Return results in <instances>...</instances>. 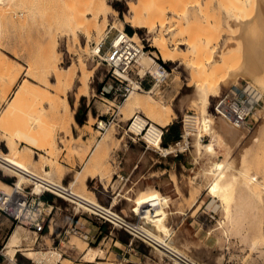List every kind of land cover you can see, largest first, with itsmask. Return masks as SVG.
Segmentation results:
<instances>
[{"label": "rangeland", "instance_id": "obj_1", "mask_svg": "<svg viewBox=\"0 0 264 264\" xmlns=\"http://www.w3.org/2000/svg\"><path fill=\"white\" fill-rule=\"evenodd\" d=\"M8 1L0 0L2 6L3 4L9 5L7 8L0 5V65L4 60L2 58L6 57L10 58L14 65L12 69L0 66V155L8 154L5 144L1 141L13 136V140L17 142L19 151H23V155L28 151L27 149H30L32 161L38 160V164L29 167L30 171L46 177L43 167L48 165L52 167L55 176H52L51 180L58 185L68 187L69 181L80 170L83 171L82 179H86L89 174L100 175L103 182L104 179L106 180V187L95 179L93 182L77 184L72 191L94 203L99 201L106 207L112 204L118 211H125L127 203L123 197L117 196L118 191H121V195L126 198L135 197L138 190L140 194L146 191L150 195V188L155 189L147 184L150 180L142 179L141 182L138 180L145 173L147 177L150 175L147 174L149 164L161 156L154 152L151 155V151L146 152L143 140L131 136L128 131L129 120L136 114H140L146 117L151 124L154 123L164 128L161 118L153 116L148 111L139 112L134 106L129 105L130 98L135 95L145 102L148 96L143 91L135 92L126 102L122 100L120 103L114 102L111 97L101 96L100 92L103 88L110 90L113 81L107 67L99 63L98 59L93 58L91 51L96 44L98 46L102 40L106 39L108 31H111L109 34V40H111L117 31L120 32L121 28H124L126 32L132 30L131 35L136 34L140 40L137 43L144 45L145 51L151 57H156V61L165 65L171 75L166 84L159 86L158 94L153 97L158 104L163 103L165 109L171 107L175 111L173 123L165 128L169 135L172 133L169 131L171 126H174L173 131L181 135L183 121L187 114L202 117L201 106L189 100L202 76L198 75L195 79L191 77L190 71L192 70H187L180 63L174 64L160 59L158 51L151 47L152 34L147 30L135 29L125 23L127 16L131 15L129 5L131 3L139 5L138 0H107L117 15L112 12L108 22L100 20L98 25L100 34L94 31L90 39L79 34L81 45L88 54L79 51L73 33L64 31L60 18L62 16L52 15L51 11H54L50 10L51 7L49 8L48 5L46 8L47 3L40 4L38 0L40 4L38 7L30 1L10 0L9 4ZM198 2L203 4L202 7L197 6ZM163 5L167 10V27L170 23L175 27L173 30L175 32L164 33L165 38H169V43L174 34L179 32L178 35H180L186 29L183 33L191 38L194 37V40L203 39L206 40L205 42L207 39L211 40L213 50L209 53V57L214 55V51L225 48L228 51L230 48L228 54L231 65L237 72H241L244 68L245 56L248 55L246 54L248 51L246 37L250 36L248 39H252L251 36L253 38L264 36V10L259 8V0H172L171 4L168 1L166 5L165 2ZM184 9L187 12L186 16L181 15ZM250 21L251 24L256 23L255 31L252 29L253 32L251 27L247 25V29L245 26L246 22L248 24ZM178 23L181 24V28ZM177 24L178 27H176ZM55 45H57L60 60L59 67L77 68L78 87L82 71L80 59L89 69L92 66L96 67L87 97H81L79 101H75L72 93L67 91L71 104L68 121L71 122V117L75 121L70 123V132L63 125H59V122L55 123L57 119H53V111L47 103V95L42 83L43 77L40 69L42 58L48 50L54 51ZM170 48H173L172 44ZM180 49L187 50L184 46ZM202 58L203 64L209 65L205 55ZM31 64L34 65L32 69L29 68ZM139 69L136 67L135 71ZM209 69H211L210 65L206 70ZM29 70L30 75L25 76ZM241 78L239 76L237 87L246 91L248 87L246 83L249 82L257 89L253 97L260 102L256 116L247 122L246 130L242 129L244 142L241 149L234 148L226 137L215 130L213 135L204 138L203 144L201 143V145H211L214 149L213 154L199 149L200 141L194 140L192 141L193 150L190 145L186 152L178 153V155L174 153L164 156L162 154L161 158L165 165L161 166L170 170L174 184L170 181L169 175L157 178L156 188L162 193L160 198H165L167 205L162 212L143 220L140 225V228L157 238L164 239L165 243L180 251V254L189 257L196 264H264V74L251 81H244ZM21 85L28 86L30 91L27 96L25 94V97L18 98L17 96L22 92L17 94L21 90ZM228 89L231 88H221L219 94L210 98L209 115H211V109L214 114L213 102ZM144 91L150 90L147 88ZM246 93L249 94L247 91ZM63 98L65 97L62 94L57 102L60 108L64 107ZM10 104H13V110L8 117H5ZM102 120L106 121L107 127L111 126L107 132L97 128ZM25 135L31 138L32 145L22 141ZM193 137L198 139L199 135L196 133ZM99 141L102 145L97 147ZM174 144L171 145L174 146ZM191 150L194 156L190 154ZM21 154L22 152L17 158L14 156L13 159L12 156L8 158L15 159L14 162L18 165H23ZM123 166H139V169L130 179L120 173V168ZM217 167L222 170L219 174L215 173ZM13 175L15 174L0 167V182L9 185L17 182ZM120 175L125 177L123 181L118 178ZM126 178H129V181H126ZM18 181L22 189H34L31 183L26 185L24 180L20 181L19 177ZM216 181L233 183L230 189L233 194V200L230 202L233 208L230 207L231 213H227V208L221 199L226 189L221 190L217 196L211 194L213 183ZM200 197L202 204L200 202L199 207ZM51 199L50 204L54 206L51 231L46 227L43 233L34 235L29 230L21 229L29 237L31 236L29 238L31 241L25 243L31 249L42 252L59 246L64 259L69 261L63 260V264H175L165 258L160 250H154L153 247L135 239L124 230H115L113 235L106 240L101 238L92 243L72 233L65 237V231L71 222H76L81 214L75 215L76 205L54 195H51ZM151 200L153 199L147 201ZM195 207L197 208L193 210ZM137 210L138 205L134 211L130 206L132 213H136ZM84 216L90 215L84 214ZM130 218L137 219L134 215ZM15 229V224H12L5 215L0 214V252L3 251ZM110 232H113V228L106 225L105 233ZM124 244L128 247H124ZM81 246L83 249L80 252L76 247ZM90 249L103 250L104 259L96 263H86L83 258ZM30 263L32 262L23 255V252L17 254L16 264ZM0 264H7L2 253H0Z\"/></svg>", "mask_w": 264, "mask_h": 264}, {"label": "bare ground", "instance_id": "obj_2", "mask_svg": "<svg viewBox=\"0 0 264 264\" xmlns=\"http://www.w3.org/2000/svg\"><path fill=\"white\" fill-rule=\"evenodd\" d=\"M2 1L4 2V0ZM9 1H8V4L11 2ZM24 1H27V2L30 1L32 4L38 7H40V4L47 3L45 4V6L48 5L49 8L51 7L50 10L54 11V12L51 11L52 15L59 14L60 16H62V17L58 16V19L61 18V21H62L61 23L64 26V31L67 30L73 33L75 44L78 47L79 51L83 54H86L87 52L84 49V47H82L81 45L79 34L90 39L94 31L100 34L101 31L98 30V25L101 19H103L105 22H108L110 13L113 12L114 14L117 15L116 11L107 3V0H40V4L38 3L39 2L38 0H24ZM168 1L171 4L172 0H138V2L140 3L139 5L138 3L137 4L131 3L129 5L131 15L127 16V18L125 17L126 18L125 23L135 29L147 30L150 34H152L153 37L151 39V43H152L151 47H153L154 49L158 51L160 59H162L165 62H169V63H174V64L180 63V65L184 66L187 70L189 69L192 70L190 71L191 77L195 79L198 77V75L199 77L202 76L199 85L196 86V90L194 94L189 99L191 102H194L195 104L201 106L202 117L198 118L195 114L194 115L187 114L185 116V120H184L185 121V131H184L185 146L180 144L178 146H171L170 148H162L159 145V143L158 144L156 143L157 138L154 139V135H155L154 130H155V125H156L154 123L152 124V127L148 131V135L146 138L148 140H153V143L157 145V147L159 148V150L162 152L164 156H168V155L176 153V147L177 148L179 147L181 151L183 152L186 151L187 144L188 146L191 145V148L193 150L194 148L192 144L193 140L200 141V143H198L199 149L205 150L206 153L213 154L214 149L211 145H201V143L203 144V139L209 138L211 135H213V133L216 130L222 136L226 137L230 141V143L233 145L234 148L236 147L237 149L239 148L241 149L242 144L244 142L243 137H242L244 131H242V129L245 128L246 130L247 124L244 128L237 130L231 124H229L228 122L224 121L222 118H219L215 114H213L212 109L210 110L211 115H209L208 108L210 104V98L219 94V92L221 91V88H231V89H228V91L229 90L235 91L234 88H239L237 87L239 76H241L243 78L241 79L244 81L246 80L251 81L254 78L260 76L261 74H264V36L254 37V38L251 36L252 39H248L250 36L246 37L247 48H248V51L246 50L247 51L246 54L248 55L247 57L245 56L246 62L244 64L245 66L243 65L244 68L241 69V72H237L233 69L234 67L232 68V65H231L232 63L229 57L230 55L228 54L229 53L228 51L230 50V48H228V51H227L225 48L226 46L224 47L225 49H222V50L220 49V51H214L213 54L215 56L214 55L212 56L214 58L209 57L208 56L209 53L212 52L213 50L211 46L212 43H210L211 40L208 41L207 38H206L207 42H205L206 40L204 41L203 39L194 40V37L191 38L190 36H186V33H183L185 32L184 30L186 29H184L183 32L180 33V35H178L179 32L176 33L177 35L174 34L171 39V43H169L168 41L169 38H165L164 33L165 32H175L173 31L175 30V27L172 26L171 23H170L171 26L169 25V27H167V24H166V20H167L166 11L167 10L165 6L163 5V3L165 2V5H166V2ZM199 3L200 2L197 3L198 4L197 6L202 7L203 4L201 5ZM10 5L12 6V4ZM4 6L5 4H3L2 7ZM7 7H9V5L5 6V8ZM48 7L46 6V8ZM259 8H262L264 10V0H259ZM185 9L182 10L183 11L181 13L182 16L187 15V12ZM199 9L201 8L199 7ZM2 10H4V8ZM178 24L176 25V27H178ZM252 24L250 21L248 22V24L246 22V25L245 24L244 25L246 26V28H247V25L248 27H251V31H252V29L253 30L255 29L254 27L256 23L254 24V22H252ZM180 25L181 24H179V27ZM120 32H124V28H121ZM129 36L136 43L140 41L137 38L136 34L134 36L132 35H129ZM171 44L173 47L172 49L170 48ZM225 44L227 45V43ZM181 46L186 47L187 50L182 51L180 49ZM54 48H55L54 51L51 52V50H48L46 54H44V57L42 58V62L40 65V69L42 71V77H43L42 83H43V88L47 95V103L51 106V109L53 111L52 116L54 115L55 117V118L53 117V119H57L56 122L55 121L53 122L55 123L59 122V125H63L65 128H67L66 130L70 132V128H71L70 123L71 122L74 123L75 121L73 117L70 118L71 122L68 121V117L71 112V104L67 97V91L72 93V95L75 97V101H79L81 97H87L90 93V82L96 70V67L92 66L91 69L87 68V65L83 63L82 60L79 58L80 63H81L80 68L82 71L80 73L81 81H79L80 85L78 87L77 82H76V76L78 75L76 71L77 68L75 69L73 66L69 68H60L58 65L60 60L58 59L59 57H58V52H57V45H55ZM96 48L97 47H95L94 49ZM189 53H191V55H189ZM204 55H205V59H207V62H209V65L211 67V69L209 70H206L207 66L209 65L206 66V64H203L204 62H202L204 60H201L203 59L202 57ZM155 58L156 57H151L149 53L144 51V54L142 58L140 59L139 64L137 66L140 68L139 73L142 76L146 74L147 72H151L154 76L158 77L159 75L158 62L155 60ZM2 59H4L5 61ZM2 59L1 60L4 63L1 62V65L4 68H8V69L13 68L14 64L10 58L6 57ZM33 66L31 64V67L29 68L32 69ZM29 75H30V70L25 76H29ZM7 80H9V78H7ZM246 84L248 86L246 88V91L249 92V95L254 96L257 92V89L253 87V85H250L249 82H247ZM159 86L160 84L155 85L154 89L150 91L143 90V92L148 96V99L145 102H142L137 97V95H135L134 97H131V95L135 94V92H140V91L132 92L126 98L124 102H126L131 97L129 105L134 106L139 112L148 111L153 116H157L161 118V124L163 125L164 128H167L173 123V120L175 119V111L171 107H167L165 109L164 108L165 105L163 103L162 105H160L157 103L156 99H154L153 96L158 94ZM20 89L21 90H19L17 94H19L21 91L25 93L23 94L21 92V95H19L20 97L17 96L18 98H23L25 94H26L25 96L29 94L28 92L30 91V88L28 86L21 85ZM250 92L252 94H250ZM62 94L65 97L63 98L64 107L60 108L58 107L57 102L59 98L62 96ZM256 101L258 100L256 99ZM12 108H13V104H10V106L7 108L5 112V117H8L10 115V113L13 110ZM259 108L255 112L254 116L251 118H254L256 116ZM38 115H37V118H38ZM135 116L138 117L137 121L139 124L138 127L140 129L145 130L149 127L148 123H150V121L146 117H143L140 114H136ZM135 116H133L129 120V122ZM110 127H107L104 123H101V128H104L105 132H107V130H109L108 128ZM196 133L199 135L198 139L193 137L194 134ZM23 139L24 140L22 141H25L28 145H32L31 138L29 136L25 135ZM1 142L5 144V147L8 150V154H5L4 156L0 155V167L7 172L15 174L13 176L17 179V182L15 183L18 188L22 189L18 181V177H19L20 181L24 180V183L26 185H28V183H31L34 186L33 191L35 193L41 194L43 192L45 193L53 192L55 194L62 195V197L65 196V199L68 202H70L73 205H76L75 210H77V213L82 212V211L85 213L93 212L95 211L96 208H101L106 212L108 211L111 212L108 208L102 205L99 201H97V203H94L86 198H83L75 194L72 191L74 186H76L77 184L81 182L82 183L85 182L86 179L81 178L82 171L79 172L76 176H74L69 181L68 187L64 185H58L51 180L53 179L51 177L54 176L52 167H49L48 165L46 167H43V172L46 175V177H41L35 174L34 172L30 171L29 169L30 166L34 164H38V160L32 161V154H31L30 149H27L29 152L27 151L24 155H23V151H21L22 152L21 157L23 158L22 161L24 162L23 165L16 164L14 162L15 159L12 160L14 157L17 158L18 154L21 153L19 151L17 142L13 140V136H11V138H4V140H2ZM100 145H102L101 141L98 142L97 147H99ZM191 151H190V154L193 155L194 152L192 151L191 153ZM9 156H12V159H9L8 158ZM219 167L215 169L216 174H219V172L222 171L220 170L221 168ZM213 184L214 185L211 189V194L213 196H217L221 190L226 189V192L221 196V199L223 201V204L227 208L226 209L227 213H231L230 202H232L231 200H233L232 199L233 194L230 192V189L232 188L233 183L231 181H227L226 183H220L219 181H216ZM0 191L6 194H11L12 186L7 183L0 182ZM64 192H66L67 195H64L63 194ZM166 205H167V201L165 200V198H162V197L156 198L151 201H146L141 204H138V210L136 213L128 212L127 210H129L130 208V206H128L129 208L123 211V214L125 217H130L131 215H134L135 218L137 217V219H139V223L137 224L134 223L135 229L137 230V232H139L141 235L145 237L147 244L149 246L153 247L154 250H157V249L160 250L162 254L164 255V257L167 258L169 261L174 262L175 264H183L181 260L185 258L190 263L196 264L189 257L180 254L181 253L180 251L176 250L175 248L171 247L169 244L165 243L164 239L157 238L149 234L147 231L143 230L142 228H140V225L143 222V220L153 217L154 215L162 212ZM22 228H24L25 230H29L28 228H25L23 226H17L16 229L12 232L9 240L5 244L3 251L0 252L3 254V257H5L7 264H16V257H17V254L20 252H23V255L27 259L33 260L37 264H55L57 260L60 258V255L56 253L55 251H53L52 249L49 251L39 252V251L33 250V248L31 249L27 244L25 245V243L30 240L29 238L31 236L29 237L28 234H25V231L21 230ZM29 231L33 232L31 230ZM34 235H37V234L34 233ZM104 257H105V253L103 250L90 249L83 259L86 263H96L98 262V260H103ZM62 260L69 262L67 259H64V258H62Z\"/></svg>", "mask_w": 264, "mask_h": 264}, {"label": "built area", "instance_id": "obj_3", "mask_svg": "<svg viewBox=\"0 0 264 264\" xmlns=\"http://www.w3.org/2000/svg\"><path fill=\"white\" fill-rule=\"evenodd\" d=\"M110 32L111 31H108L106 39L102 40L98 46L96 44L94 47L97 48L92 49L91 51L93 58L98 59L99 63L107 67L108 73L113 81V84L110 86V90L103 88L100 92L101 96L107 98L111 97L114 102L120 103L122 100H126L132 92H141L145 90L146 83H149V85L152 84L148 90H151L156 84H160L161 86L166 84L170 77V72L164 64L159 63L158 61V77L154 76L151 72H147L142 76L139 71H135L144 54V45L141 46L134 42L125 30V33L117 31V34L109 40ZM259 107L260 102L256 101L253 96L247 94L241 88H235V91H226L213 102L214 114L231 124L236 129L244 128ZM137 120L138 117L135 116L129 123L128 131L131 136L133 138L136 137L143 140L146 145V149L162 154L157 145L153 143V140H148L146 138L152 124L148 123L149 127L147 126V129L142 130L138 127L139 124ZM101 123H104L105 125H107V123L105 120L98 123V130L103 131L104 128H101ZM154 131V139L157 138L156 143H159L162 148H165L164 137L167 130L155 125ZM184 131L185 121H183V132L180 135L181 139L175 143L174 146H178L180 144L185 146ZM171 146L172 145H169L167 148H170ZM186 149H189L188 144L186 145ZM182 152L183 151H181V149H176L175 154L178 155V153ZM118 178L122 181L125 179L124 176H118ZM126 181H129L128 178H126ZM11 186V194H6L0 191V214L5 215L6 218H8L12 224H15L16 227L23 226L33 231L35 234H41L45 231L54 209V206L45 202L43 197L46 194H51L57 198L67 201L65 196L62 197V195H58L53 192H43L38 194L35 193L33 189L29 190L28 188H18L16 183H12ZM63 194L67 195L66 192ZM106 208H108L111 212H106L101 208H96L93 212L85 213L82 211L75 213V215L89 214L100 223L111 226L113 231L124 230L135 239L147 244L145 237L135 229L134 223H139V219L125 217L123 211H118L112 207V204ZM70 233L82 236L75 226L69 227L65 231V237ZM52 250L60 255V258L55 264H63L62 258H64V254L61 252L59 246L52 248ZM30 261L32 262L30 264H37L33 260ZM181 261L183 264H192L185 258Z\"/></svg>", "mask_w": 264, "mask_h": 264}, {"label": "crops", "instance_id": "obj_4", "mask_svg": "<svg viewBox=\"0 0 264 264\" xmlns=\"http://www.w3.org/2000/svg\"><path fill=\"white\" fill-rule=\"evenodd\" d=\"M149 83H146L145 84V88H149ZM168 132V130L166 131ZM173 144V142L171 143H168V146ZM151 151V155H152V152L154 153H157L158 155H160L162 157V154H159L158 152H155L153 150H150V149H146V152H150ZM95 152V151H94ZM92 152V154L94 153ZM158 158L155 160V162L153 163H150L148 168H149V171L147 174H150L148 177L143 174L141 176V178H139V182L145 179H148L150 180V183H147L149 186H153L155 189L153 188H150V195H148L146 193V191L143 193V194H140L139 193V190L137 192V194L135 195V197L133 198H126L125 196H122L121 195V191H118L117 192V196L118 197H123L124 200L127 201L126 203V210L127 208H129L128 206H131V209L132 211L135 210L136 208V205H138L140 202L143 203L147 200H150V199H156V198H160V196H162V193H160L157 188H156V184H158V181H157V178H161L163 177L164 175H169V179L170 181L174 184L173 180H172V174L170 172V170L168 168H164L162 167L161 165H165V162H163L162 158ZM121 164V162H120ZM137 169H139V166H134V167H127V166H123L120 168V173L124 176H128L130 179L132 178V176L136 173L135 171H137ZM81 172V170L79 171ZM83 172V171H82ZM160 175V176H159ZM121 176V175H120ZM128 178V180H129ZM95 179H98L99 183L106 187V180L104 179V182L102 180V177L100 175H96V176H92V175H87L86 177V183L87 181H90V182H93ZM143 184H145V182H142ZM146 190V188H144ZM117 199V198H115ZM43 200L47 203H50L52 201L51 199V195L47 194L43 197ZM201 197L199 199V202H198V206L200 207L201 204ZM134 203V204H133ZM197 206V207H198ZM197 207H195L193 210H195ZM128 212H131L130 211V208L129 210H127ZM54 220V216H53V213H52V217L50 218V222L47 223V227L49 228L50 230V227H51V224ZM49 221V220H48ZM106 225L108 224H102L100 223L97 219H94L92 218L91 216H84V215H80L78 216V219L76 220V222H71V225L69 227H72V226H75L78 231L82 234V237L86 238V240H88L89 243H92L93 241H97L99 239H103V240H106L107 238H109V236H112L114 231L113 232H110V233H105V230H106ZM51 231V230H50ZM61 235V233L59 234V236ZM112 240H114V238H111ZM86 243V242H85ZM88 244V243H86ZM124 247H128L127 244H124L123 245ZM77 249L81 250L83 249V247H76Z\"/></svg>", "mask_w": 264, "mask_h": 264}, {"label": "trees", "instance_id": "obj_5", "mask_svg": "<svg viewBox=\"0 0 264 264\" xmlns=\"http://www.w3.org/2000/svg\"><path fill=\"white\" fill-rule=\"evenodd\" d=\"M128 34H132L133 31L132 30H128L127 32ZM174 130V126H171V128L169 129V131H172V133L169 135L165 134V137H164V147L167 148L168 147V143H177L179 140H180V134L179 133H176Z\"/></svg>", "mask_w": 264, "mask_h": 264}]
</instances>
